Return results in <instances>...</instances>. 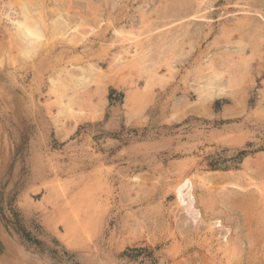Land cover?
Masks as SVG:
<instances>
[{"label": "rangeland", "instance_id": "1", "mask_svg": "<svg viewBox=\"0 0 264 264\" xmlns=\"http://www.w3.org/2000/svg\"><path fill=\"white\" fill-rule=\"evenodd\" d=\"M0 264H264V0H0Z\"/></svg>", "mask_w": 264, "mask_h": 264}, {"label": "bare ground", "instance_id": "2", "mask_svg": "<svg viewBox=\"0 0 264 264\" xmlns=\"http://www.w3.org/2000/svg\"><path fill=\"white\" fill-rule=\"evenodd\" d=\"M12 22H13L12 26H15V28H17V29H21L22 28V31H20L22 36H20L19 39L21 40V42H24L26 44V46H27L26 51L24 53H30V52L33 53V52H35L36 48L38 47V45L40 43V39H41L40 31H38L33 26H30V27L29 26H24L23 22L22 23L18 22V21H12ZM62 25L65 26L64 24H62ZM125 40H127V39H124V41ZM134 49H135V47H134ZM133 51H135V50H133ZM81 71H82V73H85V71H87V70L86 69H81ZM78 77H79L78 78V82L81 85H83L85 82H87L86 81V77L84 76V74H83V76H78ZM209 85H211V83H208L207 88L210 87ZM52 86H54L53 82H52ZM207 93H208L209 96L211 95V91L210 90ZM214 95H215V92H214ZM190 186L191 185H190L189 182H187V181L184 182L183 181L179 185H177V187H175L173 190H174V193H175V198L178 201L179 205L181 206L182 210H184V212H186L187 217H189L191 219V221L194 222L196 220L197 216H198V212L193 207V196L191 194ZM55 230H58V228H55ZM76 230H77V228H75V227L73 228V227H71V225H67L66 226L65 233L63 234V236H61V240L64 242V244H66L68 246L71 244V241L73 240V234H76V235L78 234V232H76Z\"/></svg>", "mask_w": 264, "mask_h": 264}, {"label": "trees", "instance_id": "3", "mask_svg": "<svg viewBox=\"0 0 264 264\" xmlns=\"http://www.w3.org/2000/svg\"><path fill=\"white\" fill-rule=\"evenodd\" d=\"M245 156L244 152H240V158H243Z\"/></svg>", "mask_w": 264, "mask_h": 264}]
</instances>
